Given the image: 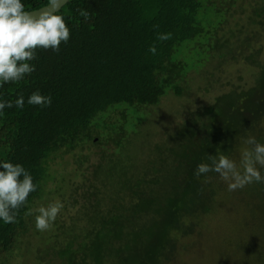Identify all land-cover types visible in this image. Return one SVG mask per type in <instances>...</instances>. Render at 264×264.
<instances>
[{
  "label": "trees",
  "instance_id": "16d2710c",
  "mask_svg": "<svg viewBox=\"0 0 264 264\" xmlns=\"http://www.w3.org/2000/svg\"><path fill=\"white\" fill-rule=\"evenodd\" d=\"M22 3L31 12L48 0ZM235 13L246 25L229 23ZM56 14L69 41L59 53L38 49L36 70L0 87V102L25 100L0 113V163L22 165L38 186L17 223L0 220V264H264V182L229 191L214 171L195 176L221 154L239 168L249 136L264 144V0H70ZM241 69L250 84L241 86ZM219 81L225 90L206 101ZM37 91L51 107L27 103ZM194 91L191 106L203 104L155 142L146 137V164L126 163L144 132L127 112L166 95L188 102ZM242 195L252 203L237 217ZM57 200L53 227L38 231V209ZM219 221L224 230L212 232Z\"/></svg>",
  "mask_w": 264,
  "mask_h": 264
},
{
  "label": "clouds",
  "instance_id": "9594fccd",
  "mask_svg": "<svg viewBox=\"0 0 264 264\" xmlns=\"http://www.w3.org/2000/svg\"><path fill=\"white\" fill-rule=\"evenodd\" d=\"M63 0H48V6L59 10ZM84 22L89 20L86 10H79ZM70 29L61 15L41 10L35 14L25 10L22 0H0V87L4 83H18L36 69L31 61L37 59V50L60 51V45L70 39ZM171 34H159L157 39L167 41ZM149 51L155 55L156 46L153 44ZM27 103L40 108L51 107V96H44L39 91L34 92ZM25 100L21 95L15 105L12 102H0V113L5 108L13 106L22 109ZM252 145L251 150H244L241 154L240 167L225 155L210 157L212 165L199 164L195 176L199 178L209 172L218 173L222 180L228 182V190L243 189L253 182L262 183V177L257 165L264 168V144L249 136L245 141ZM0 220L5 224L17 223V215L21 207L27 204L28 197L37 190L31 174L19 164L11 162L0 163ZM242 169V170H241ZM207 182V181H205ZM64 205L56 201L48 207H40L35 217V227L38 231L50 230ZM31 215V212L26 213Z\"/></svg>",
  "mask_w": 264,
  "mask_h": 264
},
{
  "label": "rangeland",
  "instance_id": "374dc122",
  "mask_svg": "<svg viewBox=\"0 0 264 264\" xmlns=\"http://www.w3.org/2000/svg\"><path fill=\"white\" fill-rule=\"evenodd\" d=\"M252 9H253V7L248 5V8H247L246 12L247 13H251ZM230 21H231V22H229L230 24L233 23L234 21H237L240 24H242V26L246 25V21H245L244 17H241L237 13H235L234 17L231 18ZM262 33L264 34L263 31H262ZM241 70H243L242 73H244V75H242L243 80H242L241 86H244L247 83L250 84L249 83V81H250L249 76L246 74L248 71L247 70L244 71V69H241ZM232 75L233 76L230 77L231 79L236 78L237 72H235L233 70L232 71ZM197 79H200V78L196 77L194 79L193 85L195 87L197 86V88H198L200 85H202V82L201 81H197ZM231 79H230V81L232 83L233 80H231ZM222 83H223L222 81H219V83L214 84V86H213L214 88H213V91L211 92V94H208L207 96H204L206 101H211L212 100L211 97L214 98V96L222 93L225 90V88H223V87L220 88V85H222ZM198 96L199 95L194 91V93L192 94L191 99L188 100V102H187V101H185V99H182L181 101H177V98L175 99L173 96L166 95V96H164L162 98L161 103L158 106L149 109V111H148V109L143 108L140 111V113L136 114V113L133 112V109H130L127 112V117H126L127 124L129 125L131 123L132 125H134V124L141 123L142 124L141 126L143 127V131L145 133L143 132V134H142L143 141L142 140L138 141L137 139L133 140V143H131L132 154L130 152L129 153L125 152V156L122 157V159L126 163L127 162L129 163L131 161H133V162L136 161L139 164H146L147 158H146L145 155H143L145 153H142L144 151V149L147 147L144 144V142H146V137L149 136V139H152V137H153L154 138L153 142H155L156 140L160 139V135L163 134L164 131H167L168 128L170 129V128L174 127L176 124H179V123L183 122L184 118H185V113L189 109H191L192 107H196L198 105L203 104V102L201 100H199L198 102H195V106H191V104L193 103L194 99L199 98ZM182 104H184L183 107L181 106ZM179 115H180V117H179ZM103 116L104 115L98 117L97 119H101V117H103ZM99 123H101V122H99ZM107 135L108 134L104 133V136L102 135L101 140L107 142V140H108ZM135 136L136 135H133L132 137L134 138ZM100 146L101 147L104 146L105 149L102 151L101 147H99V148L95 147L93 149L95 154L98 153L99 151L107 152V149H109V150H110V148L112 149L111 145H107L106 143H104V144H102ZM113 155H115V154H113ZM135 155H137L138 157H135ZM96 157H97V154H96ZM96 159L97 158H95V160ZM118 159H119L118 157H115L114 162L116 160H118ZM117 162L118 161H116L114 163V167H119L120 166V164H117ZM115 164H117V165H115ZM230 196H232V195H230ZM240 198L241 199H240L238 204L242 203V205L237 209V217L238 216L241 217L242 215H244L245 206L250 205L252 203L250 200H248V198H246V197L243 198V195ZM234 200H235V198H234ZM230 212L231 211L227 212L223 216V220L225 221V223L223 224L224 227H225L226 223H228L230 225V222H226V218L227 217H230V218L234 219V215H232ZM232 212H234V211H232ZM72 215H73L72 213H69L70 217H72ZM67 222L69 223L70 221L67 220ZM67 222H65V223L68 224ZM237 223L238 222H236V224ZM216 228L213 227L212 228V232H216L218 229L222 230V231L224 230V228L222 227L221 221H219L218 226ZM218 234H219V232L214 233L211 239L216 237ZM208 248L210 249V245H208ZM206 262H207V260H205L203 264H215L216 263V261H214V259H212L211 262H209V263H206Z\"/></svg>",
  "mask_w": 264,
  "mask_h": 264
},
{
  "label": "water",
  "instance_id": "95a60500",
  "mask_svg": "<svg viewBox=\"0 0 264 264\" xmlns=\"http://www.w3.org/2000/svg\"><path fill=\"white\" fill-rule=\"evenodd\" d=\"M70 0H63V4L62 6L59 8V10H55V9H52L50 8L48 5L41 8V9H38V10H35V11H31L35 14H39L41 12V10H46V11H50V12H53L54 14L58 13L64 6H66L68 3H69Z\"/></svg>",
  "mask_w": 264,
  "mask_h": 264
}]
</instances>
